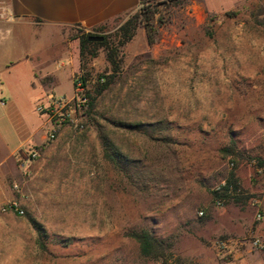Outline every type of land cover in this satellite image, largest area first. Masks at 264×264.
<instances>
[{
	"label": "rangeland",
	"instance_id": "rangeland-1",
	"mask_svg": "<svg viewBox=\"0 0 264 264\" xmlns=\"http://www.w3.org/2000/svg\"><path fill=\"white\" fill-rule=\"evenodd\" d=\"M148 4L154 43L139 24L119 46V26ZM82 33L117 48L100 95L111 66L105 49L80 55ZM59 34L93 106L82 131L66 127L52 164L8 183L3 204L17 200L23 215L0 205V263L162 264L131 237L146 229L165 242L167 264H264V0H141L103 31ZM58 91L69 97L71 83ZM103 140L126 170L103 159ZM230 172L244 200L218 206L210 192Z\"/></svg>",
	"mask_w": 264,
	"mask_h": 264
},
{
	"label": "crops",
	"instance_id": "crops-1",
	"mask_svg": "<svg viewBox=\"0 0 264 264\" xmlns=\"http://www.w3.org/2000/svg\"><path fill=\"white\" fill-rule=\"evenodd\" d=\"M0 205L8 196V183L25 184L42 167L64 151L68 130L53 141L36 111L48 93L58 91L65 79L73 87L78 67L68 51L61 30L80 27L85 32L109 25L133 12L139 0H0ZM4 34H8L7 39ZM43 39L39 42L38 35ZM71 96V95H70ZM36 151L35 161L28 159ZM28 173V174H27ZM11 201V200H10ZM9 202V201H8ZM4 205V204H3ZM1 264V263H0Z\"/></svg>",
	"mask_w": 264,
	"mask_h": 264
},
{
	"label": "trees",
	"instance_id": "trees-1",
	"mask_svg": "<svg viewBox=\"0 0 264 264\" xmlns=\"http://www.w3.org/2000/svg\"><path fill=\"white\" fill-rule=\"evenodd\" d=\"M139 4H141V0H139ZM141 17L139 15L127 18L118 28L120 41L119 46H123L128 41L132 39L134 36L135 29L137 25L141 24L145 30L147 43L152 45L154 43L153 33L154 28L151 24V20L153 19L154 11L150 10V4L142 7L140 9ZM143 15V17H142ZM106 26H101L96 31H103ZM89 37H101L95 34L90 33H82L79 37V49L80 55L89 54L91 56L95 55V52L98 48L105 49L106 51V60L111 66V73L109 75H101L97 77L95 83V95H100L104 92L113 81L114 76H116L119 69V62L117 60V48L109 46L103 38V41H90ZM81 79L83 82L88 81V74L81 73ZM103 79V82L100 83L99 79ZM89 108L91 109L93 106L94 98L90 96L89 93ZM103 148V159L110 163L114 169L117 170H126V166H129L130 162L126 161L121 155L115 153L110 144H108L105 140L102 141ZM227 154H232L227 152ZM231 188L233 195L228 194V190ZM239 184L238 179L234 172H230L226 178L225 185L221 187L220 191H211V196L214 201L216 200H232L236 203L242 202L244 198L240 196L239 192ZM36 228V227H35ZM38 232V229H37ZM40 235V233L38 232ZM131 237L138 243L141 256L144 258H149L153 260H160L162 264H167L166 255H167V246L164 241L155 238L152 233L146 229H142L138 232H134L131 234ZM40 238V237H39Z\"/></svg>",
	"mask_w": 264,
	"mask_h": 264
},
{
	"label": "built area",
	"instance_id": "built-area-1",
	"mask_svg": "<svg viewBox=\"0 0 264 264\" xmlns=\"http://www.w3.org/2000/svg\"><path fill=\"white\" fill-rule=\"evenodd\" d=\"M5 6L3 2L0 1V13H5ZM81 73H78L73 78L72 94L69 97L55 95L53 93H48L45 96L44 101L40 102L35 111L45 119L48 124L49 129L46 133L47 141H53L59 131L63 128H73L77 131H82L84 129L83 118L85 113L89 110V93L90 86L89 81L83 82L81 79ZM102 83L103 79H99ZM37 157L36 151H29L28 159L34 160ZM225 185L223 181L219 186H217L213 191H220L221 187ZM228 194L233 195L231 188H229ZM238 193V191L236 192ZM221 200H216V205H221ZM2 212H14L19 216L23 215V209L20 207L17 200H11L1 207ZM202 212H199V216H202ZM257 220H261V215H257ZM258 243V240H256Z\"/></svg>",
	"mask_w": 264,
	"mask_h": 264
},
{
	"label": "water",
	"instance_id": "water-1",
	"mask_svg": "<svg viewBox=\"0 0 264 264\" xmlns=\"http://www.w3.org/2000/svg\"><path fill=\"white\" fill-rule=\"evenodd\" d=\"M90 41H102L103 38L102 37H89Z\"/></svg>",
	"mask_w": 264,
	"mask_h": 264
}]
</instances>
